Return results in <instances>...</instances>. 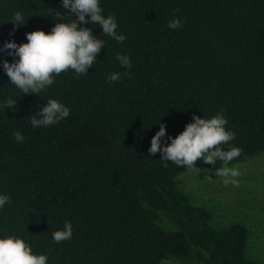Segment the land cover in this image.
I'll return each mask as SVG.
<instances>
[{
  "label": "trees",
  "instance_id": "obj_1",
  "mask_svg": "<svg viewBox=\"0 0 264 264\" xmlns=\"http://www.w3.org/2000/svg\"><path fill=\"white\" fill-rule=\"evenodd\" d=\"M100 7L126 39L79 25L105 42L86 75L62 72L38 96L22 94L3 70L18 57L0 53V196L11 201L0 208V239H23L48 264H258L247 254L246 227L213 226L211 213L178 187L186 167H164L148 149L160 124L167 140L193 115L222 112L235 133L222 149H242L229 166L264 153V0H100ZM17 11L26 21L20 27L11 23ZM75 19L62 0H0V48ZM173 19L182 27L169 29ZM118 54L130 57V69ZM9 98L16 108L2 106ZM50 99L69 116L34 128L30 118ZM195 165L215 172L221 162ZM65 222L71 240L54 243Z\"/></svg>",
  "mask_w": 264,
  "mask_h": 264
},
{
  "label": "clouds",
  "instance_id": "obj_2",
  "mask_svg": "<svg viewBox=\"0 0 264 264\" xmlns=\"http://www.w3.org/2000/svg\"><path fill=\"white\" fill-rule=\"evenodd\" d=\"M62 7L70 10L71 15L76 19L71 23H55L51 32L46 34L38 30L26 34L27 43L17 44L6 42L0 53L8 56L18 57L12 63L3 61V70L8 76L11 84L18 88L22 94H33L38 96L54 83V77L62 72L74 70L77 76L88 74V70L97 60L105 42L93 36L92 31L81 24L91 23L99 25L102 33L112 37L117 43H123L126 39L123 35H118L116 18L109 15L105 18L101 13L100 0H62ZM64 15L55 12L56 21L63 20ZM90 17V20L86 19ZM11 23L16 27L25 25L23 14L17 11L11 18ZM168 28L175 30L182 27L179 19L170 20ZM15 28L13 29L14 34ZM121 67L130 69L132 67L130 57L127 55L116 56ZM108 79L113 83H119L121 76L119 73H110ZM17 101L9 98L3 107L7 109L16 108ZM70 114L68 107L56 100H48L40 112L33 115L31 124L36 127H48L67 118ZM37 116L40 118L37 119ZM193 123L185 126V130L176 138L166 136V125L160 124V130L153 136L151 147L148 153L155 156L161 154V164L167 167L171 161L179 167L196 168L197 161H203L207 165L215 166L221 162V167L215 169V175L223 178V184L238 186L237 177L240 171L237 168L229 167L234 159L238 158L242 149L231 147L225 151L221 145L228 144L235 139V133L227 131L225 126L227 120L223 113H217L211 119L200 118L193 115ZM18 143L24 142V137L20 132L14 133ZM166 144L167 146H162ZM197 169V168H196ZM207 170V169H205ZM210 179L209 177H207ZM10 197L0 196V208L10 203ZM73 228L70 222H65L64 229L55 231L52 234L54 243L71 240ZM0 264H48L45 255H34L32 248L23 239L8 236L0 239Z\"/></svg>",
  "mask_w": 264,
  "mask_h": 264
},
{
  "label": "rangeland",
  "instance_id": "obj_3",
  "mask_svg": "<svg viewBox=\"0 0 264 264\" xmlns=\"http://www.w3.org/2000/svg\"><path fill=\"white\" fill-rule=\"evenodd\" d=\"M186 168L177 175L179 189L195 206L211 213V223L226 227L237 223L248 230L247 254L264 264V153L229 166L240 171L238 186L223 184V178L201 166ZM209 177L210 179H208ZM161 264H202L195 260L169 258Z\"/></svg>",
  "mask_w": 264,
  "mask_h": 264
}]
</instances>
